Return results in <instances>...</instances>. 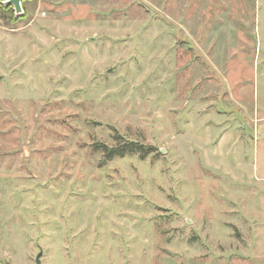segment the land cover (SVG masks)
<instances>
[{
    "label": "rangeland",
    "instance_id": "rangeland-1",
    "mask_svg": "<svg viewBox=\"0 0 264 264\" xmlns=\"http://www.w3.org/2000/svg\"><path fill=\"white\" fill-rule=\"evenodd\" d=\"M5 1L0 264H264V0Z\"/></svg>",
    "mask_w": 264,
    "mask_h": 264
},
{
    "label": "trees",
    "instance_id": "trees-1",
    "mask_svg": "<svg viewBox=\"0 0 264 264\" xmlns=\"http://www.w3.org/2000/svg\"><path fill=\"white\" fill-rule=\"evenodd\" d=\"M98 148H101L104 151V157L106 159H112L115 156H124L128 153H135L138 152L141 154L142 157L148 155L151 151L155 148L151 145H144L140 142L136 141H120L116 145H107L104 143H100L97 145Z\"/></svg>",
    "mask_w": 264,
    "mask_h": 264
},
{
    "label": "water",
    "instance_id": "water-1",
    "mask_svg": "<svg viewBox=\"0 0 264 264\" xmlns=\"http://www.w3.org/2000/svg\"><path fill=\"white\" fill-rule=\"evenodd\" d=\"M5 3L8 6L14 7L17 14L23 11V8H22L23 0H6ZM41 257H42V252H40L37 257L38 264H41Z\"/></svg>",
    "mask_w": 264,
    "mask_h": 264
}]
</instances>
